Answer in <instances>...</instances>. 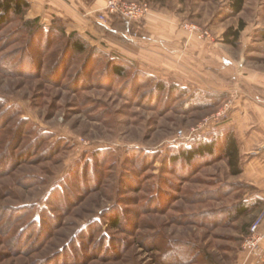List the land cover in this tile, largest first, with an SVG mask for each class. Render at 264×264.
I'll list each match as a JSON object with an SVG mask.
<instances>
[{
    "label": "rangeland",
    "instance_id": "obj_1",
    "mask_svg": "<svg viewBox=\"0 0 264 264\" xmlns=\"http://www.w3.org/2000/svg\"><path fill=\"white\" fill-rule=\"evenodd\" d=\"M121 1L148 11L128 22L106 1L105 27L87 38L60 19L30 26L31 7L0 24V264H264V204L234 216L259 190L242 175L240 147L242 172L232 174L220 137L245 97L264 98V0L237 14L232 0ZM128 29L178 52L110 32ZM73 33L86 52L73 50ZM115 45L163 57L190 79L167 82L137 65L115 75L118 58L128 61L107 53ZM207 85L218 91L196 87ZM215 138V155L172 161Z\"/></svg>",
    "mask_w": 264,
    "mask_h": 264
},
{
    "label": "crops",
    "instance_id": "obj_2",
    "mask_svg": "<svg viewBox=\"0 0 264 264\" xmlns=\"http://www.w3.org/2000/svg\"><path fill=\"white\" fill-rule=\"evenodd\" d=\"M31 3V10L29 17L33 19H40L46 24H50L54 19H60V21L66 25L70 32L77 31L82 37L87 38V34H96L94 26H103L98 22L97 16L100 11L105 8L107 0H28ZM116 26L120 25L115 23ZM105 27V26H103ZM145 27V26H144ZM141 30V29H140ZM134 32V30H132ZM130 29L124 31L110 32L117 34L128 43L133 44L140 49H150L154 43L160 44L161 41L154 39L145 30L141 32L138 38H129ZM124 32V33H123ZM130 32V33H129ZM137 32V31H135ZM123 33V34H122ZM138 34V33H137ZM152 34V32H151ZM98 36V35H96ZM135 40V42L132 41ZM167 40L164 36L161 38ZM101 41V39H100ZM180 44H176V48H168L166 45L162 46L163 52H170L172 55L177 54ZM160 46L155 47L159 49ZM108 54L115 53L120 57L126 58L134 62L144 72L161 77V79L167 82L178 83L182 78H189L188 76L180 75V70L175 67L174 64H168L165 59L161 57V60H157L154 57L148 56V51L145 53H134L130 55L128 47L124 48L121 45H115L108 48ZM191 64L194 66H200L201 60L195 53L188 55ZM226 64L228 60L224 59ZM184 74V73H182ZM190 87V86H189ZM192 87V85H191ZM206 91H218L211 86L199 87ZM224 88L221 86L222 90ZM243 106H237L232 112L230 120L224 121L221 125V130L230 129L235 132L238 139L239 147L242 152L243 164L242 175L248 180L247 183L253 184L258 188V193L248 198L253 204H264V98L256 99L259 102H254V98L245 97ZM252 98V99H251Z\"/></svg>",
    "mask_w": 264,
    "mask_h": 264
},
{
    "label": "trees",
    "instance_id": "obj_3",
    "mask_svg": "<svg viewBox=\"0 0 264 264\" xmlns=\"http://www.w3.org/2000/svg\"><path fill=\"white\" fill-rule=\"evenodd\" d=\"M245 0H232V11L234 13H239L244 8ZM31 7V3L28 0H0V24H5L11 15L21 16ZM40 19H36L34 22H29L31 24H37L40 22ZM65 28V27H64ZM243 29V26L240 30L230 29L226 34V39L228 43L236 45V40H238L240 31ZM66 31V30H65ZM258 35L264 39V30L259 31ZM232 38V40H231ZM70 43L72 44V48L76 53H84L88 49V43L82 37L77 36V34L73 33L70 35ZM73 41V42H72ZM119 64L113 67V73L115 75L123 76L126 71V66H136V64L130 60H123L118 58ZM167 85L165 82L158 83V90L163 92L167 89ZM169 89L171 90H179L178 87L171 86ZM222 136V137H221ZM220 137L223 140V155L229 159V164L232 169V174L234 176L240 175L242 172L241 167L239 166V144L238 141L233 134L232 130H226L224 133L220 134ZM217 138L212 140H204L194 142L193 145L189 148H185L179 152L175 156L172 157L173 162H180L184 160L186 163H191L197 159H203L206 157H211L217 152ZM257 204H247L243 203V205L235 212V217H239L245 215L250 211V209ZM47 212V211H46ZM42 222V216L34 219V224H38ZM114 227L118 228L119 224L117 221L114 222ZM43 225L39 224L37 230L39 233H43L42 229ZM29 231V230H28Z\"/></svg>",
    "mask_w": 264,
    "mask_h": 264
},
{
    "label": "built area",
    "instance_id": "obj_4",
    "mask_svg": "<svg viewBox=\"0 0 264 264\" xmlns=\"http://www.w3.org/2000/svg\"><path fill=\"white\" fill-rule=\"evenodd\" d=\"M136 7V4L128 5L126 3H123L121 0H107L106 10L110 15H118L127 20L128 22L139 23L142 16L147 13L148 10H145L140 14L138 13V9ZM102 18L104 19L105 16H103ZM259 226L260 222H257L253 226L252 232L254 234L258 233ZM256 240L261 239L258 237V239Z\"/></svg>",
    "mask_w": 264,
    "mask_h": 264
}]
</instances>
